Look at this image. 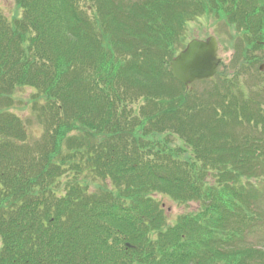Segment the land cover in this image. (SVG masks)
Masks as SVG:
<instances>
[{
    "label": "trees",
    "instance_id": "1",
    "mask_svg": "<svg viewBox=\"0 0 264 264\" xmlns=\"http://www.w3.org/2000/svg\"><path fill=\"white\" fill-rule=\"evenodd\" d=\"M12 1L0 264H264V0ZM201 17L236 63L186 88L170 60ZM166 201L197 207L172 220Z\"/></svg>",
    "mask_w": 264,
    "mask_h": 264
},
{
    "label": "rangeland",
    "instance_id": "2",
    "mask_svg": "<svg viewBox=\"0 0 264 264\" xmlns=\"http://www.w3.org/2000/svg\"><path fill=\"white\" fill-rule=\"evenodd\" d=\"M0 6L3 11L8 15H12L17 11V7L12 0H0ZM190 25L191 26L188 29L189 36L205 39L210 35H214L218 39L219 57L222 58L223 62L219 70H225L226 66L235 65L237 54L234 50V45L238 44V40L237 42H234L232 40L230 41L231 35L230 31L228 30L229 28L226 25H224L223 23L215 24L213 20L206 17H201L195 21H192ZM262 68L264 69V65L262 66ZM31 92L32 91L28 88L19 89L15 95V103L10 109L18 113L20 116H22L29 122V137L31 139H37L42 135L44 130L43 126L37 121L35 114L32 113L31 107H29L30 105L28 104V106L26 103V99L29 97ZM164 204L166 212L172 220L178 214L186 211L195 210L197 207V204L194 202L190 204L178 205L171 201H166ZM262 233L264 234V231ZM258 241H261V239L252 237V242Z\"/></svg>",
    "mask_w": 264,
    "mask_h": 264
},
{
    "label": "water",
    "instance_id": "3",
    "mask_svg": "<svg viewBox=\"0 0 264 264\" xmlns=\"http://www.w3.org/2000/svg\"><path fill=\"white\" fill-rule=\"evenodd\" d=\"M218 51L219 43L214 35L206 39H191L171 60L174 76L187 88L196 80L215 76L222 63Z\"/></svg>",
    "mask_w": 264,
    "mask_h": 264
}]
</instances>
